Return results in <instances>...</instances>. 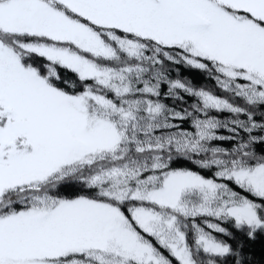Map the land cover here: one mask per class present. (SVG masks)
I'll return each mask as SVG.
<instances>
[{"label":"snow or ice","instance_id":"6c2138e0","mask_svg":"<svg viewBox=\"0 0 264 264\" xmlns=\"http://www.w3.org/2000/svg\"><path fill=\"white\" fill-rule=\"evenodd\" d=\"M262 104L264 0H0V264H264Z\"/></svg>","mask_w":264,"mask_h":264},{"label":"trees","instance_id":"16d2710c","mask_svg":"<svg viewBox=\"0 0 264 264\" xmlns=\"http://www.w3.org/2000/svg\"><path fill=\"white\" fill-rule=\"evenodd\" d=\"M170 75L174 79L179 78L181 80H186L187 86H190V87H194V88L195 87H215V82L208 76V74L201 73L195 69L187 68L184 66H177V68L175 70H170ZM164 90L166 91V88ZM185 100L189 104L192 102L191 97H185ZM165 103L171 105L173 102L171 100H168V101H165ZM175 106L176 107H182L183 104L181 103V101H176ZM260 111L262 113H264V104L260 105ZM227 115H228L227 113H223V114H221V118L223 119ZM261 118H264V117H261V116L257 117V119H261ZM220 134L224 135V136L230 135V133L226 132L223 128L220 129ZM232 143H234V141H228V140L213 141V144H219V145L225 146V147L229 146ZM180 166L188 167V168H194V165H192L188 162H184ZM198 223H199V221H198ZM227 227L229 228L230 231H234L230 224L227 225ZM187 233L189 236V240L191 242L194 239V233L192 232V230L190 228L187 230ZM216 238L219 240H226L227 242L232 243L234 246L239 240L243 239L242 235H240L238 233H236L234 235V237H223V236H220L219 234H217ZM201 255H203V254L201 253Z\"/></svg>","mask_w":264,"mask_h":264}]
</instances>
